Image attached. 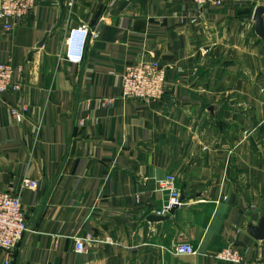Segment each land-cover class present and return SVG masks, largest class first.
<instances>
[{
    "label": "crops",
    "instance_id": "crops-1",
    "mask_svg": "<svg viewBox=\"0 0 264 264\" xmlns=\"http://www.w3.org/2000/svg\"><path fill=\"white\" fill-rule=\"evenodd\" d=\"M259 6L42 0L12 30L0 25V59L21 85L0 98V188L21 193L28 226L10 264H231L216 258L229 248L240 264H264V242L247 234L264 214ZM78 27L98 38L75 66L65 42ZM153 59L163 99L124 98L125 67ZM20 105L22 123L11 113ZM168 175L183 198L174 215L158 190ZM25 179L38 189L22 190ZM78 238L92 239L82 254ZM180 245L196 254L175 255Z\"/></svg>",
    "mask_w": 264,
    "mask_h": 264
},
{
    "label": "built area",
    "instance_id": "built-area-1",
    "mask_svg": "<svg viewBox=\"0 0 264 264\" xmlns=\"http://www.w3.org/2000/svg\"><path fill=\"white\" fill-rule=\"evenodd\" d=\"M42 0H0V25L10 31L14 25L26 18ZM198 9L208 6H221L222 0H191ZM193 23H196L194 20ZM98 34L86 27L73 28L69 31L65 42V60L70 65H81L87 43L90 39H97ZM22 69H19L21 73ZM17 69L10 60L0 59V98L10 92L19 93L21 85L16 80ZM166 71L156 59L139 61L125 67L122 75V96L135 99L145 104H153L163 99L165 95ZM13 118L22 123L28 108L25 105L11 108ZM177 179L168 175L159 183L158 190L168 193L170 204L164 213L174 206H180V194L176 187ZM38 182L25 179L22 190L35 191ZM161 215V214H159ZM28 232L26 212L24 210L21 193L5 191L0 188V254L4 256V264H10V257L20 245ZM91 238L76 239L75 251L78 254L85 252ZM177 256H192L196 251L190 245H180L174 250ZM216 258L225 263L240 264L243 257L239 250L229 248L218 253Z\"/></svg>",
    "mask_w": 264,
    "mask_h": 264
},
{
    "label": "water",
    "instance_id": "water-1",
    "mask_svg": "<svg viewBox=\"0 0 264 264\" xmlns=\"http://www.w3.org/2000/svg\"><path fill=\"white\" fill-rule=\"evenodd\" d=\"M253 23L255 28V34L256 36L263 41L264 43V6H259L255 9L254 15H253ZM183 198L180 199V203H182ZM179 208V206L172 207L169 211V215H174L176 210ZM165 220L164 216L161 215H152L150 217L151 222H162ZM250 223L247 227V234L255 241L262 243L264 242V214L259 221L258 225L254 226L251 223V220H249Z\"/></svg>",
    "mask_w": 264,
    "mask_h": 264
}]
</instances>
